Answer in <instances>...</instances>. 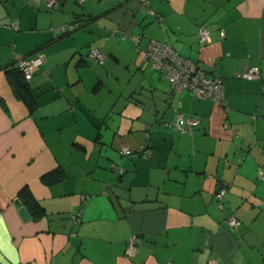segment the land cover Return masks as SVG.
I'll list each match as a JSON object with an SVG mask.
<instances>
[{"label":"crops","instance_id":"1","mask_svg":"<svg viewBox=\"0 0 264 264\" xmlns=\"http://www.w3.org/2000/svg\"><path fill=\"white\" fill-rule=\"evenodd\" d=\"M143 1L0 0V264H264V0ZM150 38L221 77L226 106L170 95L144 59ZM36 51L29 111L5 69ZM253 65L258 78L239 77ZM54 169L62 178L42 181ZM27 195L44 214L22 219L14 200L28 209Z\"/></svg>","mask_w":264,"mask_h":264},{"label":"built area","instance_id":"2","mask_svg":"<svg viewBox=\"0 0 264 264\" xmlns=\"http://www.w3.org/2000/svg\"><path fill=\"white\" fill-rule=\"evenodd\" d=\"M82 1L83 0H76L78 3ZM46 3L49 9H53L57 0H46ZM142 3L148 5V0H144ZM76 26V22L65 23L56 26L55 31L65 34L72 31ZM220 34L223 35V32L220 31ZM197 35L200 44H205L210 41V31L208 28L200 27ZM133 40L136 47L139 49L140 37L135 36ZM142 50L144 52V59L153 68L164 73V76L169 82L170 95L186 91L194 94L198 98H207L218 105L226 106L223 79L221 77L206 72L195 61L181 55L172 45L164 40L150 38ZM88 56L97 61H101L104 58L103 53L98 48H91L88 52ZM43 61V55L38 51L28 55H18L14 58V63L21 71L25 80H29L32 77L34 71ZM239 77L244 79H256L259 77V67L256 65L250 66L246 68ZM175 112L174 124L179 131H186L195 123L193 117L185 116L177 108H175ZM149 147V142L145 140L144 144L141 146V152L147 157L151 154ZM120 152L122 154H128L130 153V149L128 147H122ZM225 193V186H220L215 193L216 203L219 209L223 208V197ZM81 199L83 200L84 196H82ZM80 218L81 210L78 209L70 215L71 227L77 226ZM227 222L234 226L238 223V219L235 215H230L227 218ZM136 250L137 245L135 236L129 237L125 245V254L131 256ZM212 264L217 263L214 262Z\"/></svg>","mask_w":264,"mask_h":264},{"label":"trees","instance_id":"3","mask_svg":"<svg viewBox=\"0 0 264 264\" xmlns=\"http://www.w3.org/2000/svg\"><path fill=\"white\" fill-rule=\"evenodd\" d=\"M73 22H76V21H73ZM200 27L208 28L210 31V28L208 27V25H205L204 23L199 25L198 28H200ZM164 41H166V40H164ZM5 74H6V78H7L8 82L12 88L14 95L26 104L29 111H32L36 107V99L30 93V91L28 89V86H27L28 80L24 79L21 71L15 65L14 61L12 62L11 67L5 69ZM62 176H63L62 171L54 169V170H51L47 173H44L41 176V179H42V181L49 183L53 179L62 178ZM22 191H24V190H22ZM24 193H25V191H24ZM20 198H22L21 195H20ZM24 200H25L26 206L28 207V210L30 211V214L33 217L37 218V217L41 216L42 214H44L43 208L31 196L27 195V197Z\"/></svg>","mask_w":264,"mask_h":264},{"label":"water","instance_id":"4","mask_svg":"<svg viewBox=\"0 0 264 264\" xmlns=\"http://www.w3.org/2000/svg\"><path fill=\"white\" fill-rule=\"evenodd\" d=\"M14 202L19 206L18 212H19L20 216L22 217V219H24V220L29 219L30 213H29L28 209L24 205H21V202L18 198H16L14 200Z\"/></svg>","mask_w":264,"mask_h":264}]
</instances>
